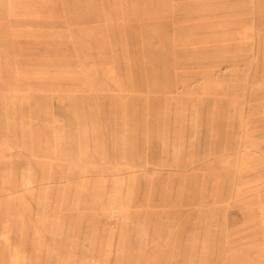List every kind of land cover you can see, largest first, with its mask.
Masks as SVG:
<instances>
[{
    "label": "rangeland",
    "instance_id": "374dc122",
    "mask_svg": "<svg viewBox=\"0 0 264 264\" xmlns=\"http://www.w3.org/2000/svg\"><path fill=\"white\" fill-rule=\"evenodd\" d=\"M0 264H264V0H0Z\"/></svg>",
    "mask_w": 264,
    "mask_h": 264
}]
</instances>
